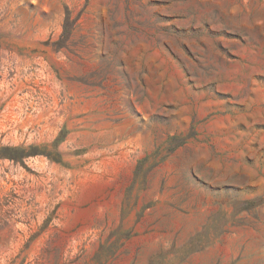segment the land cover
I'll return each mask as SVG.
<instances>
[{"label":"rangeland","instance_id":"rangeland-1","mask_svg":"<svg viewBox=\"0 0 264 264\" xmlns=\"http://www.w3.org/2000/svg\"><path fill=\"white\" fill-rule=\"evenodd\" d=\"M0 264H264V0H0Z\"/></svg>","mask_w":264,"mask_h":264},{"label":"trees","instance_id":"trees-1","mask_svg":"<svg viewBox=\"0 0 264 264\" xmlns=\"http://www.w3.org/2000/svg\"><path fill=\"white\" fill-rule=\"evenodd\" d=\"M75 24H76V20L73 19L71 13L67 11L63 25V34H62L63 39L65 38L67 39L68 37H70Z\"/></svg>","mask_w":264,"mask_h":264}]
</instances>
